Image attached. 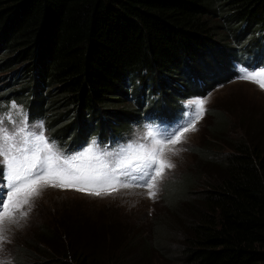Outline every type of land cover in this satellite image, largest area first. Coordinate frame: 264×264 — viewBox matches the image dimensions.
<instances>
[{
    "label": "trees",
    "instance_id": "1",
    "mask_svg": "<svg viewBox=\"0 0 264 264\" xmlns=\"http://www.w3.org/2000/svg\"><path fill=\"white\" fill-rule=\"evenodd\" d=\"M0 53L6 65L24 63L30 82L14 98L50 142L68 151L104 135L115 144L145 122L178 126L182 99L204 96L239 67L262 69L264 0H0ZM211 117L208 133L221 139L224 119ZM247 137L220 152L194 149L198 175L162 186L171 219H158L148 238L79 235L51 218L12 264H149L152 251L179 264H264V149Z\"/></svg>",
    "mask_w": 264,
    "mask_h": 264
},
{
    "label": "rangeland",
    "instance_id": "2",
    "mask_svg": "<svg viewBox=\"0 0 264 264\" xmlns=\"http://www.w3.org/2000/svg\"><path fill=\"white\" fill-rule=\"evenodd\" d=\"M226 41L229 43L233 42L229 36L226 37ZM2 56L4 54L0 53V59ZM23 65V62H15V60L6 65L0 60V115L6 114L12 104L17 105L22 110L25 108L22 100L14 98V96L19 94L20 89L22 90V86L28 87L27 83L30 82V77L25 75L28 74L27 71L21 74L24 70ZM241 68L247 69L245 67ZM258 70L261 69L256 68L253 71ZM237 73L238 75L233 79L219 86L215 85L204 96L195 95V91L191 96L182 99L180 102L185 106L186 114L184 119L179 121L178 126L167 130L170 136L167 137L168 134L158 132L162 129L156 127L157 123L145 122L138 127L132 126L130 128V136L126 143L123 144L136 147L143 144L148 149L163 148L161 159L175 165L171 169H166L163 178L157 181L158 190L155 198H149L148 192L150 190L139 186L141 181L133 180L131 176L120 177L121 181L128 183L130 187H119L117 191H112L111 194L102 191L100 196L90 195L87 192L74 189L43 187L38 197L33 198L29 205H23L16 211L15 218H20L21 212L28 213L26 217L19 219V224L13 223L7 218L3 221V224H0V228L3 229L2 234L6 237L2 242L0 258L10 260L13 263L15 257L19 256L21 251L27 247L28 242L34 239V232L38 226L43 221L51 218L65 222L68 227L72 228L71 231L79 235H85V232L100 229L103 232H107L109 236L113 233H118L120 238L125 236L131 239L132 236L136 235V237L139 236L142 239H146L150 230H154L158 219L162 218V216L164 218L168 216L171 219V209L164 204V199L161 197L164 190L162 186H166L170 181L180 180V177L184 175H198L200 162L198 155L194 152L197 146L204 144L219 150L223 148V144L237 140L239 135L246 133L247 138L254 139L253 141L256 142L257 146L260 149H264V90H261L252 82L239 79L240 73L238 71ZM209 75L204 76L211 80L212 78ZM187 79L193 85H197L201 83L202 78L199 74L190 72L187 75ZM173 87L175 88V86ZM195 98H207V103L204 105L205 111L195 123L196 130L183 133L181 137L182 143L180 144H155L154 140L166 141L181 127L182 122L194 118V106L189 108L186 105ZM212 110L219 112L226 124V126H223L224 132L221 135V139L211 136L207 130L211 124H214V120L211 117ZM12 117L15 120L20 119L16 110H12ZM101 117H103L102 113ZM5 124H8L7 119H5ZM31 124L34 126L32 130L38 131L36 127L38 123ZM88 126L89 123L84 128ZM8 127L11 128V125H8ZM96 136L92 135L88 138V140L91 139L89 146L93 141L96 142ZM96 145H98L95 149L96 153L102 154L106 161L120 153V150L116 154L109 150H103L104 147L99 149V142ZM170 150H176L177 154L173 155ZM59 151L68 156L77 154L76 151L68 153L63 150ZM226 151L227 149H224L221 154ZM216 152H220V150ZM215 157L217 159L220 156L217 154ZM2 160L3 158L0 157V162ZM133 175L139 176V173H133ZM206 182L205 179H200L196 182L195 189L199 190L201 187H205ZM2 184L3 178L0 176V186ZM0 191L6 192V189L0 187ZM108 237L105 236V239ZM87 240L88 237H82L80 238V243L88 244ZM120 243L121 241H119ZM169 243L172 244L173 242L169 240ZM147 260H149V264H179L166 259L154 251L148 254Z\"/></svg>",
    "mask_w": 264,
    "mask_h": 264
},
{
    "label": "snow or ice",
    "instance_id": "3",
    "mask_svg": "<svg viewBox=\"0 0 264 264\" xmlns=\"http://www.w3.org/2000/svg\"><path fill=\"white\" fill-rule=\"evenodd\" d=\"M239 79L256 84L264 90V69L249 71L238 68ZM207 98H195L186 107L193 108L194 118L179 127L166 141L154 140L157 145L180 144L183 133L195 129V123L203 115ZM16 110L19 120L12 117ZM7 119L8 124H5ZM11 125V128L8 127ZM38 131H32L28 125L26 114L17 105L12 104L6 114L0 115V166L3 167V189L0 191V224L7 218L19 224V219L26 217L27 212H21L20 218L15 213L23 205H29L33 198L40 195L43 187L74 189L100 196L102 191L111 194L119 187L130 185L122 182L121 176H131L133 180L141 181L139 186L149 189V198H155L159 179L165 170L175 167L169 161L162 160L163 148L148 149L141 144L138 147L128 146V153L120 156L116 163L109 167L102 154H97L96 142L83 152L68 156L59 151L44 133L43 124L36 126ZM151 135V133H149ZM173 155L177 154L176 150ZM139 173V176L133 175ZM0 228V249L6 237ZM0 264H12L10 260L0 258Z\"/></svg>",
    "mask_w": 264,
    "mask_h": 264
},
{
    "label": "clouds",
    "instance_id": "4",
    "mask_svg": "<svg viewBox=\"0 0 264 264\" xmlns=\"http://www.w3.org/2000/svg\"><path fill=\"white\" fill-rule=\"evenodd\" d=\"M25 110H26V109H25ZM26 111H27V110H26ZM27 112H28V111H27ZM28 114H29V113H28ZM182 124H183V123H182ZM182 124H181V125H182ZM102 136H104V135H102ZM102 136H97V137H102ZM90 137H91V136H90ZM126 138H128V137H126Z\"/></svg>",
    "mask_w": 264,
    "mask_h": 264
}]
</instances>
